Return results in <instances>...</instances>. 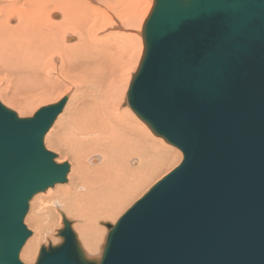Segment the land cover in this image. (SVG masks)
<instances>
[{
	"label": "water",
	"instance_id": "95a60500",
	"mask_svg": "<svg viewBox=\"0 0 264 264\" xmlns=\"http://www.w3.org/2000/svg\"><path fill=\"white\" fill-rule=\"evenodd\" d=\"M127 104L180 164L114 225L100 260L63 219L35 264H264V0H156ZM0 103V264H23L34 196L65 184L43 136L66 105Z\"/></svg>",
	"mask_w": 264,
	"mask_h": 264
},
{
	"label": "bare ground",
	"instance_id": "6f19581e",
	"mask_svg": "<svg viewBox=\"0 0 264 264\" xmlns=\"http://www.w3.org/2000/svg\"><path fill=\"white\" fill-rule=\"evenodd\" d=\"M155 2L0 0V71L12 75L13 80L18 78L17 82L29 91L41 87L45 72L56 76L57 83L76 89L62 111H67L69 117L57 129L58 139L66 144L60 147L72 157L75 166L58 208L61 213L65 211L66 217H75L73 227L83 241L86 256L98 254L103 236L100 224L105 227V220H113L132 199L133 189L142 188L172 157L171 149L166 148L171 153L164 149L160 140L150 136L123 106L131 65L138 63L144 53L145 42L140 37L144 38ZM57 11L61 19L54 14ZM4 92L5 87H0V94ZM18 92H13L15 98L21 94ZM36 99L29 98L23 105L30 107ZM69 102H73L72 108H68ZM84 137L87 139L82 140ZM159 148L169 155L157 153ZM93 152L101 153L102 162L91 165L95 168L86 173L83 158ZM98 157L94 154L89 160L95 162ZM130 163L137 165L132 167ZM44 232L38 227L26 244L23 259L35 258L37 244L48 237Z\"/></svg>",
	"mask_w": 264,
	"mask_h": 264
},
{
	"label": "rangeland",
	"instance_id": "374dc122",
	"mask_svg": "<svg viewBox=\"0 0 264 264\" xmlns=\"http://www.w3.org/2000/svg\"><path fill=\"white\" fill-rule=\"evenodd\" d=\"M54 14L59 15V19H61V13L59 11L55 12ZM51 19L54 20L53 18H51ZM59 19H57L55 21H58ZM140 38H142L141 40L144 42V38L142 35ZM141 59H142V57H141ZM141 59L138 61V63L134 62L131 65L132 66V72H131V75H128L129 84H128V88H126L127 92L129 89L130 82L132 80V76L136 72ZM47 71L53 72L54 70H53V68H48ZM41 76L43 78V80H41L43 82L41 87L38 89H33L32 91H29V90H26L27 87H25V85H22L21 82H17L18 78L13 80L12 75L7 74L3 70L0 71V87H5V92L3 94H0V103L5 108L16 113V115L19 118H30L40 108L55 104L61 98L66 97V96H68V99L66 102V104H67L68 101L71 100L73 92L74 91L76 92V89H73L72 86L68 89V86L65 83H63V84L57 83L56 82V76L50 77L46 72L43 73ZM9 84L11 86H9ZM18 89H20L19 90L20 92H18ZM14 91H16V93L18 92L21 94L18 95L17 98H15L16 93L14 94L13 93ZM12 96L14 98L11 102L10 99ZM33 97H38V99H36L30 107H25L23 105L24 102H26L27 99H28V101H30L29 98L32 99ZM126 99H127V93H126ZM72 103L70 104V102H69L68 108H72L71 107ZM123 106L126 107L127 110L132 112L133 116L137 119V121L139 123H142V125H144L146 127L147 132L150 136L158 138L152 134V132L149 130V128L146 126V124L144 122H142L137 117V115L128 107L127 101H125ZM22 107H25V108H22ZM58 117H57L56 121L54 122V124L52 125V127L50 128V130L45 135L43 143H44V147L46 150L57 155L56 161L58 163L66 162L70 165V172L67 175V182L65 184L55 185L53 188H49L45 193H40V194L34 196L33 199L31 200V202L29 204V211H28V214H27L25 221H24L27 229L31 232V237L26 241V243H25L24 247L22 248L20 255H19V259L23 264H35L36 263L35 261L38 257V254H39V250L42 246H45V247H47L48 245L56 246V245H59L61 243V239L58 237L57 231L63 227L62 214H64L65 211L62 209L61 211L64 213H61L59 208H58V205H60L59 204V198H61V194H64V192L66 190V189L65 190H63V189L69 185L70 179L73 178L75 166H74V163H73L74 161H73L72 157H69L68 153H63V151H62L63 149H62V147H60V146H65L66 144L63 143V141L59 140L57 137L58 136L57 129L59 128V126L62 122L67 121L69 115L67 114V111H66L64 114L59 115ZM60 135L61 134H59V136ZM86 139L87 138H85V137H84V139L82 138V140H86ZM158 139L160 140V143L164 149L169 148L173 152L171 154L172 155L171 160L168 159L166 162V165H164L162 168H160V170L157 172V174L152 179H150L146 184H144V186L142 188H140L139 190H135V188H134L132 199L128 203H126L122 209H120L116 212L113 220H105V222L107 221L106 222L107 224L114 225L116 223V221L119 219V217L122 214H124V212L128 208H130L138 199H140L157 181H159L161 178H163L165 175H167L169 172H171L174 168H176L180 164V162L182 160L181 152L178 149L174 148L173 146L165 143L163 139H161V138H158ZM156 152L161 154L162 156H164L165 154L169 155L168 153L164 152L161 148L157 149ZM169 153H171V152H169ZM94 154L98 155L99 157H98L97 161L90 162L89 159H91V157ZM100 155H101L100 152H93V153H86L85 154V156L83 158V165H84L83 169L86 173L90 172L92 169L95 168V167H91V165H99L102 162V157H100ZM136 165H137V163H134L133 165L130 163V166H132V167H135ZM64 215H65L64 217H66V213ZM66 219L71 222V227H72L74 233L76 234L78 242L80 243L81 247H84L83 241H82L80 235L78 234V230H76L73 227V225L76 222L75 217L73 218V217L68 216V217H66ZM101 223H104V221ZM38 227L44 228V231H45L44 234L48 235V237L44 238L42 241H40L37 244L35 258L32 261L25 260L22 258L23 251L26 247V244L32 239V237L35 236L36 230L38 229ZM99 228H100V231L102 232L103 236H101V240H100V244H99V250L97 252L98 254L97 255H89L87 253L88 258L94 257L95 259H99L101 256L102 248L105 244L107 228L101 224H100ZM82 249H83V251L86 252L85 247Z\"/></svg>",
	"mask_w": 264,
	"mask_h": 264
}]
</instances>
